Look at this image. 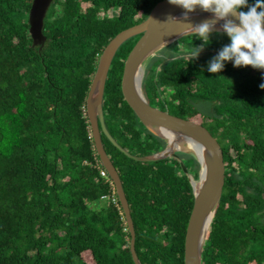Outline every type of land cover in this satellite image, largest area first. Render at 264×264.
<instances>
[{
  "label": "trees",
  "instance_id": "1",
  "mask_svg": "<svg viewBox=\"0 0 264 264\" xmlns=\"http://www.w3.org/2000/svg\"><path fill=\"white\" fill-rule=\"evenodd\" d=\"M161 1L54 0L39 50L28 32L32 0H0V264H134L118 198L117 205L101 201L113 187L99 174L85 100L105 46ZM138 38L112 61L103 113L118 144L146 156L165 143L143 127L121 91L124 62ZM200 43L190 35L164 48L151 60L143 90L161 110L203 125L223 152V193L202 264H264V75L231 62L208 73L213 53L188 56ZM223 43L227 38L213 33L204 51ZM189 100L215 103L213 117ZM102 141L122 181L141 264H184L193 192L180 164L135 161L104 135ZM192 161L188 171L197 179Z\"/></svg>",
  "mask_w": 264,
  "mask_h": 264
},
{
  "label": "water",
  "instance_id": "2",
  "mask_svg": "<svg viewBox=\"0 0 264 264\" xmlns=\"http://www.w3.org/2000/svg\"><path fill=\"white\" fill-rule=\"evenodd\" d=\"M54 0H32L28 25L32 47L42 50L47 43L44 35L45 20ZM183 10L170 5L167 0L156 4L148 17L141 23L119 32L103 49L99 56L94 75L85 100V111L90 126L95 152L102 167L107 171L115 189L130 234L129 250L134 264H141L135 251V229L130 207L123 189L119 173L106 153L102 134L127 157L140 162H157L175 159L187 176L193 192V207L188 220L184 240V264H202V253L206 238L225 182L223 152L217 140L201 124L171 115L149 104L144 90L146 65L164 48L183 37L194 35L182 20H171L170 16L180 17ZM193 24L208 19L211 13L197 9L190 14ZM217 22L214 33H220ZM139 36L125 59L121 78L122 95L143 127L156 138L162 140L164 147L150 155L135 156L125 150L108 132L103 113L105 84L112 61L119 48L128 40ZM142 71L143 78L139 77ZM192 107L203 117L212 118L210 102H192ZM190 144L192 150L175 148ZM195 149L198 151H195ZM183 155L198 163L197 179L190 175ZM195 182L198 183L197 188Z\"/></svg>",
  "mask_w": 264,
  "mask_h": 264
},
{
  "label": "clouds",
  "instance_id": "3",
  "mask_svg": "<svg viewBox=\"0 0 264 264\" xmlns=\"http://www.w3.org/2000/svg\"><path fill=\"white\" fill-rule=\"evenodd\" d=\"M183 10L180 17L187 29L201 43L191 48L188 56L198 59L200 53L211 43V37L220 24V33L228 40L207 63L204 70L211 74L221 73L228 62L235 68L251 67L264 73V0H167ZM200 9L211 16L199 24H193L190 14ZM246 9V10H245ZM264 89V83L259 85Z\"/></svg>",
  "mask_w": 264,
  "mask_h": 264
},
{
  "label": "rangeland",
  "instance_id": "4",
  "mask_svg": "<svg viewBox=\"0 0 264 264\" xmlns=\"http://www.w3.org/2000/svg\"><path fill=\"white\" fill-rule=\"evenodd\" d=\"M223 36H220V35H216V36H214V38L215 39H218V40H220L221 38H222ZM224 38V37H223ZM222 45H225L224 43L222 44ZM221 46V45H220ZM182 50H184V49H182ZM165 53H167V52H160L159 54H157V56L156 57H158V58H161V57H163L164 56V54ZM185 53V52H184ZM150 63H151V61L146 65V67H145V73H144V80L146 79V77H147V74H148V68H149V65H150ZM245 68V67H244ZM249 68V67H248ZM256 72V71H255ZM256 73H258V72H256ZM148 96H149V98H148V100L151 102V104H152V106L153 107H157V108H159V106H160V104L158 103V101H156V100H153V98L150 96V94H148ZM182 157V160L184 161V159H185V156H181ZM185 162L187 163V167H188V169H190V170H193V161H192V159H188V158H186L185 159ZM190 175H192V173H190ZM193 176V175H192ZM105 202V201H104Z\"/></svg>",
  "mask_w": 264,
  "mask_h": 264
},
{
  "label": "built area",
  "instance_id": "5",
  "mask_svg": "<svg viewBox=\"0 0 264 264\" xmlns=\"http://www.w3.org/2000/svg\"><path fill=\"white\" fill-rule=\"evenodd\" d=\"M90 136H91V134H90ZM99 166H102L101 163H100ZM99 166H97V167L99 168V174H100L101 178H103L106 181H111L109 176H108L107 171L103 167H99ZM110 183H111V185L113 187L112 188L113 190H112L110 195L102 196L101 197V201H105V202H109L110 201L111 203L117 205V196H116V193H115V189H114V186L112 184V181Z\"/></svg>",
  "mask_w": 264,
  "mask_h": 264
},
{
  "label": "flooded vegetation",
  "instance_id": "6",
  "mask_svg": "<svg viewBox=\"0 0 264 264\" xmlns=\"http://www.w3.org/2000/svg\"><path fill=\"white\" fill-rule=\"evenodd\" d=\"M220 50V48H211V49H208V50H206V51H204L203 50V52L206 54V53H213L214 54V56L218 53V51ZM203 52H201L200 54H202ZM246 68V70H249V71H253V73H256V72H258L259 73V75H261V76H263L264 75V73H262L260 70H255V69H252L250 66H249V68L248 67H245ZM256 71V72H255ZM166 97V96H165ZM190 101L191 100H189L188 102L190 103ZM193 102V101H192ZM195 102H210L211 103V111H212V113H213V107H214V104L215 103H213L212 101H209V100H197V101H195ZM157 108V107H156ZM158 109H160V108H158ZM161 110V109H160ZM165 110H168V109H165ZM187 120H190V119H187ZM191 121V120H190ZM103 135V134H102ZM105 148V147H104Z\"/></svg>",
  "mask_w": 264,
  "mask_h": 264
},
{
  "label": "bare ground",
  "instance_id": "7",
  "mask_svg": "<svg viewBox=\"0 0 264 264\" xmlns=\"http://www.w3.org/2000/svg\"><path fill=\"white\" fill-rule=\"evenodd\" d=\"M139 77L141 78H143V74H142V71H140V73H139ZM175 148H180V149H188V150H192V148H191V145L190 144H187V145H183L182 146V144L181 145H179L178 147H177V145H175ZM195 151H197L196 149H195ZM198 152V151H197ZM197 186H198V183L197 182H195V187L197 188Z\"/></svg>",
  "mask_w": 264,
  "mask_h": 264
}]
</instances>
